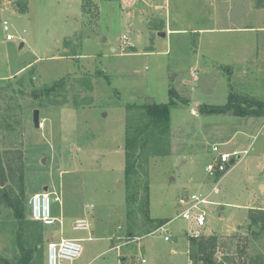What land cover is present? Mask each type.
I'll return each instance as SVG.
<instances>
[{
	"label": "rangeland",
	"instance_id": "rangeland-1",
	"mask_svg": "<svg viewBox=\"0 0 264 264\" xmlns=\"http://www.w3.org/2000/svg\"><path fill=\"white\" fill-rule=\"evenodd\" d=\"M259 26L264 0H0V188L18 195L22 168L23 241L35 250L29 264H46L48 236L81 239L73 264H116L123 252L135 264H188L191 225L178 217V200L211 192L216 181L205 168L214 145L239 156L210 196L201 233L246 225L241 264H264V233L247 224L250 209L264 210ZM167 103L170 127L161 136L143 107ZM145 127L151 133L138 140L129 192L139 197L127 203L125 139ZM146 180L150 218L169 220L165 230L152 231L142 214ZM42 192L54 194L61 225L28 216L30 197ZM80 218L89 231L72 229ZM18 223L0 199V264H20Z\"/></svg>",
	"mask_w": 264,
	"mask_h": 264
},
{
	"label": "built area",
	"instance_id": "built-area-1",
	"mask_svg": "<svg viewBox=\"0 0 264 264\" xmlns=\"http://www.w3.org/2000/svg\"><path fill=\"white\" fill-rule=\"evenodd\" d=\"M3 31L8 32L6 23L3 25ZM13 36L7 33L6 40L11 41ZM128 37L123 35L121 43L127 45ZM213 158L207 164L205 170L208 176L216 181L209 194L204 192H196L187 195L178 200L182 211L178 217L187 221L191 226L187 234L193 238H200L201 229L207 222L206 210L209 206L213 205L210 201V196L217 194V185L221 179L230 171L233 164L238 161V152L227 153L221 151L219 145L212 147ZM51 194L49 192H42L33 194L28 201V213L30 219L39 223L42 227L52 226L57 219L53 217L51 211ZM57 197L53 201H57ZM61 223V220H59ZM72 229L74 231H89L90 223L86 218L76 219L73 223ZM130 242H140V237H128ZM165 241L169 240L168 236L164 237ZM82 251L81 240L79 239H60L57 242H49L46 245V264H73L79 258ZM189 264H192L190 261Z\"/></svg>",
	"mask_w": 264,
	"mask_h": 264
},
{
	"label": "trees",
	"instance_id": "trees-1",
	"mask_svg": "<svg viewBox=\"0 0 264 264\" xmlns=\"http://www.w3.org/2000/svg\"><path fill=\"white\" fill-rule=\"evenodd\" d=\"M255 105L259 107H264L262 103L255 102ZM227 105L218 108L220 111L224 110ZM144 110L146 114L150 117L151 127L157 134L164 135L167 134L169 127H170V104H145ZM217 112H209V114H214ZM257 115H264V111H259ZM147 125V124H146ZM148 127L144 130L137 129L134 132V136L126 135L125 144H124V151H125V168H124V180L126 183V202L129 203L130 200H136L138 198L139 191L135 193H129L131 190L133 178L137 175L136 167V151L138 149V140L145 136L144 138L149 137L151 131H148ZM143 146V145H142ZM140 166V165H139ZM19 191L18 195L15 193H11L7 191L5 188H0V199L1 201L5 202V205L9 208H12L14 212L15 219L18 220V229L16 232V243L21 254L20 257V264H29L32 261L33 254L35 250L26 249L25 243L23 241V225L25 223V213L23 203L21 201V197H23V180H22V168L19 169ZM146 175V174H145ZM0 179L5 182V173L3 168V163L0 157ZM141 192H142V214L144 218L152 223V231H155L169 222V220H154L150 218L149 215V185L148 181L142 182L141 185ZM20 196V197H19ZM21 198V199H20ZM28 213V211H27ZM29 216V213H28ZM30 217V216H29ZM249 219L251 221L252 226L257 228V234L260 235L264 233V210H256L250 209L249 210ZM190 245V252H189V259L190 261L197 262L201 260L206 264H221L217 263L213 260L212 252L208 251L203 243V237L198 239L191 237L189 239Z\"/></svg>",
	"mask_w": 264,
	"mask_h": 264
},
{
	"label": "crops",
	"instance_id": "crops-1",
	"mask_svg": "<svg viewBox=\"0 0 264 264\" xmlns=\"http://www.w3.org/2000/svg\"><path fill=\"white\" fill-rule=\"evenodd\" d=\"M256 29L264 31V26H259ZM172 32H174V31L173 30L168 31V34L171 33L170 35H172ZM165 35H167V34H165ZM233 166H234V164H233ZM198 192H200V191H198ZM55 223H59L61 225L60 221L55 222ZM169 224L170 223L168 222L165 225H163L162 227H160L159 229L165 230L169 226ZM248 229L249 228L246 225H242L241 227H239V226L230 227V226H228V223H227V224H225V228L223 230L219 231L220 232L219 234L216 233V231H214V230H210L207 234L201 233V235H203L202 237H203L204 246L206 247V249L208 251L212 252V257H213L214 261H217V258H219L218 256H221V257L227 256L231 259L233 264H241L243 262L242 258H244L241 239L247 235ZM110 235L111 234H109V237H110ZM130 236L131 235L129 234V237ZM62 238H64V237H62ZM62 238H59L58 240H54L52 236H48L45 240L46 245L51 241L57 242ZM64 239H79V238H64ZM79 240H81V239H79ZM186 240H187L186 241V253H187V259H188V264H189V262H190L189 261L190 260L189 259L190 245H189V240L188 239H186ZM175 244H177V243H175ZM117 247H119V246H117ZM137 247H138V245H137ZM176 251H177L176 248L173 247L170 249V254L174 255L176 253ZM120 252H121V249H120ZM119 256H121V258H119L116 261V264H135L134 258L132 256H130L128 254V252H123V254H121ZM141 261L144 262L143 259Z\"/></svg>",
	"mask_w": 264,
	"mask_h": 264
},
{
	"label": "water",
	"instance_id": "water-1",
	"mask_svg": "<svg viewBox=\"0 0 264 264\" xmlns=\"http://www.w3.org/2000/svg\"><path fill=\"white\" fill-rule=\"evenodd\" d=\"M162 37L165 36L164 33L160 34ZM32 122H33V126L35 128H39L40 126V123H39V110L35 109L33 112H32ZM247 224L250 225L251 224V221L250 219H248L247 221ZM111 233V231H109V234Z\"/></svg>",
	"mask_w": 264,
	"mask_h": 264
}]
</instances>
